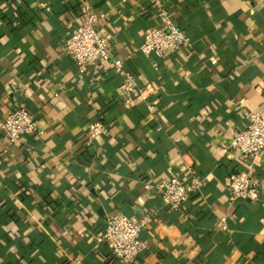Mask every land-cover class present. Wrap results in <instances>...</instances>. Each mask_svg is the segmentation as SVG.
<instances>
[{"label": "crops", "instance_id": "obj_1", "mask_svg": "<svg viewBox=\"0 0 264 264\" xmlns=\"http://www.w3.org/2000/svg\"><path fill=\"white\" fill-rule=\"evenodd\" d=\"M162 1L187 44L155 58L139 51L148 0H0V120L22 106L41 130L0 136V264H119L95 240L112 211L147 218L132 264H264V151L223 148L264 107V0ZM86 10L105 13L120 72L61 52ZM126 71L146 98L120 94ZM92 121L107 133L88 142ZM248 165L258 199L229 201V174ZM168 176L201 180L183 210L144 186Z\"/></svg>", "mask_w": 264, "mask_h": 264}, {"label": "built area", "instance_id": "obj_2", "mask_svg": "<svg viewBox=\"0 0 264 264\" xmlns=\"http://www.w3.org/2000/svg\"><path fill=\"white\" fill-rule=\"evenodd\" d=\"M148 1L155 10L156 23L144 31L139 51L146 57L155 58L180 51L187 44L184 32L172 21L162 0ZM104 16L105 13L86 10L83 18L62 42L60 49L78 66L110 60L114 70L120 72L123 67L122 60L111 58L107 42L97 30V24ZM118 89L123 95L137 91L138 96L146 98V88L138 87L135 75L128 71L123 72ZM147 108L153 112L156 107L148 103ZM244 118V126L234 132L223 148L253 160L264 151V107L261 110L245 112ZM40 132L34 114L22 106L11 109L0 120V136L8 144L17 142L26 134ZM85 133L87 141L91 142L96 137L105 135L107 126L101 121H92L87 124ZM200 184L201 180L195 176H191L190 182L178 176H168L155 182H145L144 186L153 190L168 208L183 210L188 196L197 190ZM226 190L229 201L258 199L259 189L249 165L229 174ZM146 222L145 216L138 218L121 211H112L106 215L103 229L95 236V240L104 244L111 257L119 264H132L146 250V243L139 237ZM218 222L223 228L225 217H220Z\"/></svg>", "mask_w": 264, "mask_h": 264}]
</instances>
